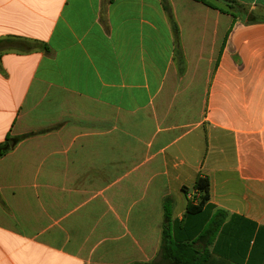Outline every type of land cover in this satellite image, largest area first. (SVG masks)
I'll list each match as a JSON object with an SVG mask.
<instances>
[{"label": "crops", "instance_id": "1", "mask_svg": "<svg viewBox=\"0 0 264 264\" xmlns=\"http://www.w3.org/2000/svg\"><path fill=\"white\" fill-rule=\"evenodd\" d=\"M6 136L0 264H164L198 179L195 248L262 264L264 0H0Z\"/></svg>", "mask_w": 264, "mask_h": 264}, {"label": "trees", "instance_id": "2", "mask_svg": "<svg viewBox=\"0 0 264 264\" xmlns=\"http://www.w3.org/2000/svg\"><path fill=\"white\" fill-rule=\"evenodd\" d=\"M25 137L10 139L9 136H6L4 142L0 144V157L12 150ZM195 188L200 193L199 203L197 206L190 205L187 208L185 219L181 224H169L170 212L164 203V221L162 224L160 245L163 263L244 264V261L247 260L246 264H249L253 261L254 259H207L205 250L200 252L195 248V244L198 241L204 240L206 242V239L210 237L211 241H216L217 243L224 235L223 220L213 222L211 225L213 229L201 230L205 221V213L202 212L201 208L209 201L208 181L206 179H198ZM262 264H264V259H262Z\"/></svg>", "mask_w": 264, "mask_h": 264}]
</instances>
